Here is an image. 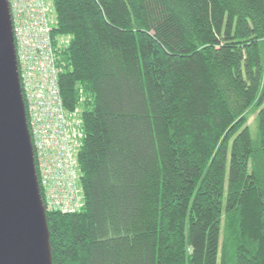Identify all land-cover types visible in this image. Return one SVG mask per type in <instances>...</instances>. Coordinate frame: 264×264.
<instances>
[{"label": "trees", "instance_id": "obj_1", "mask_svg": "<svg viewBox=\"0 0 264 264\" xmlns=\"http://www.w3.org/2000/svg\"><path fill=\"white\" fill-rule=\"evenodd\" d=\"M52 5L83 198L52 264H264V0Z\"/></svg>", "mask_w": 264, "mask_h": 264}, {"label": "built area", "instance_id": "obj_2", "mask_svg": "<svg viewBox=\"0 0 264 264\" xmlns=\"http://www.w3.org/2000/svg\"><path fill=\"white\" fill-rule=\"evenodd\" d=\"M21 94L45 212L83 206L76 153L82 137L62 105L52 0H8ZM65 39V38H64ZM64 39H60L62 43Z\"/></svg>", "mask_w": 264, "mask_h": 264}, {"label": "water", "instance_id": "obj_3", "mask_svg": "<svg viewBox=\"0 0 264 264\" xmlns=\"http://www.w3.org/2000/svg\"><path fill=\"white\" fill-rule=\"evenodd\" d=\"M0 264H52L8 0H0Z\"/></svg>", "mask_w": 264, "mask_h": 264}, {"label": "rangeland", "instance_id": "obj_4", "mask_svg": "<svg viewBox=\"0 0 264 264\" xmlns=\"http://www.w3.org/2000/svg\"><path fill=\"white\" fill-rule=\"evenodd\" d=\"M53 16H54V14H53ZM80 112H81V109L79 108V109L74 113V115H71V116H70V120H71L74 124H75L76 122L79 123V115H80ZM253 121H254V115H251V116L249 117V119H248V124H249L250 126H253ZM77 123H76V125H77ZM251 130H252V134H254V127L251 128ZM78 142H79V143L81 142V138H80V140H78Z\"/></svg>", "mask_w": 264, "mask_h": 264}]
</instances>
